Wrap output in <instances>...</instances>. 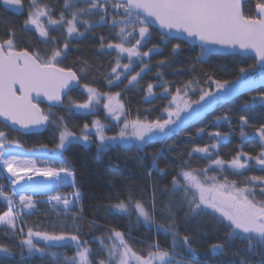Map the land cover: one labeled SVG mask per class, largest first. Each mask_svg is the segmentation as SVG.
<instances>
[{"label":"snow or ice","instance_id":"6c2138e0","mask_svg":"<svg viewBox=\"0 0 264 264\" xmlns=\"http://www.w3.org/2000/svg\"><path fill=\"white\" fill-rule=\"evenodd\" d=\"M2 2L18 14L25 8V0ZM55 11L53 5L28 0L23 28L28 31L29 26H34L39 36L44 38L43 43L51 42L52 47L43 51L31 45L21 47L23 41L17 39V29L11 26L13 22L0 20V24L7 23L6 27L0 28V124L13 131L24 132L49 125L59 129L56 148L52 155L43 158L42 167L37 166L40 157L33 158L17 152V149L23 148L20 141L10 140L9 134L0 130V165L8 174L6 179L11 188V191H5L0 186V199L7 205V211L0 214V229L4 230L5 235L11 233L14 237L19 236V255L44 257L52 247H74V255L62 256L64 264H210L209 260L198 258V247L194 246L205 223L210 221L217 230H226L223 241L209 246L212 254L217 257L214 264H222L220 258L228 255V243L233 239L245 241V249L249 254L241 257L238 264H264V175L251 176L242 186L234 180L229 181L227 176L218 179L216 175H209L210 169L223 170L225 167L242 173V170L258 165L264 171V122L256 127L250 125L247 115L239 116L241 138L248 136L245 128L251 127L252 136L257 137L261 143V149L256 155L244 152L241 148L230 160L220 158L218 146L221 141L228 139L229 134L215 131L208 134L215 143L194 146L188 153L189 158L193 153L200 154L210 161L208 166L192 168L189 160H185L163 186L153 180L152 198L147 206L143 200L131 194V189L126 198L117 196L115 202L101 205L107 208L109 214L130 217L135 213L137 224L142 222L149 229L154 227L157 232L171 235L168 248L154 241L147 246L144 254L132 248L124 231L111 225H101L95 218L88 222L87 227L104 228V234L93 236L99 242L103 257L97 256L88 241L82 239L84 225L79 221L86 219L82 215L84 193L78 184L75 166L64 156V151L77 143L94 144L97 152H106L116 146L142 149L153 141L169 138L183 125L198 119L223 99L241 91L257 90L258 85H264V0H63V9L58 17ZM65 13L71 18H67ZM42 18H46V23ZM154 22L166 30L165 36L174 39L186 36L192 38V43L198 40L200 54L195 58L197 63L205 62L213 53L232 56L252 54L255 63L249 67H240L235 81L207 76V90L200 86L198 80L193 79L175 88L173 93L168 83L163 81L162 73L158 72L157 77L162 82L146 85L145 100L150 102L155 98L156 87L162 89L161 98L170 99L160 116L154 119L141 118L139 115L128 119L120 92H102L89 84L83 85L87 93L85 102L72 99L69 93L73 88L81 86V77L72 68L61 66L70 51L71 39L85 37L94 27L109 26L115 32L118 42L105 44L101 37L100 48L115 50L117 56L115 66L103 78L109 88L119 86L121 77L127 79L126 87H135L140 83L142 73L150 70V60L145 58L150 53L160 52L159 46L155 44L147 51H141L149 42V25ZM78 24L84 31H80ZM50 27L53 30L64 29V38L50 36ZM180 49L181 44L176 43L173 53H178ZM124 59L127 63H122ZM82 63L86 69L87 63ZM165 64L166 61L161 60L158 67ZM137 66H140V71L134 72ZM192 70H195V65H192ZM256 72L260 75L259 80L253 75ZM213 86L215 91L212 90ZM190 94L198 98L193 100ZM39 97L49 102L48 112L34 102ZM65 97L70 113L85 114H95L101 98L105 99L103 108L107 117L120 122L122 127L116 134L107 135V126L95 119L91 125L83 124L79 134L71 131L64 117L52 110L64 106ZM256 105L264 108V91H258L244 107ZM216 121L232 123L227 113L217 117ZM197 134H203V129ZM214 154L215 159L212 158ZM53 157H58L59 166H48V160ZM152 164L156 171L164 173L155 155ZM35 177L46 179L36 180ZM148 177L151 179V173H148ZM21 181H24L23 185ZM65 186L71 187L73 191L62 194L60 189ZM157 191L167 197L159 205ZM35 195L47 196L44 203L65 213L76 208L77 212L71 217L72 230L40 231L28 227L25 231L18 222H22L23 216L31 214L40 203L34 199ZM158 211L164 220L162 223L157 222ZM181 212L183 217L179 216ZM41 242L43 247L40 246ZM15 255L12 248L0 244V264L15 258ZM50 255L56 257L57 253ZM232 255L237 256L238 253L233 252ZM250 256H259L260 259L253 261Z\"/></svg>","mask_w":264,"mask_h":264},{"label":"trees","instance_id":"16d2710c","mask_svg":"<svg viewBox=\"0 0 264 264\" xmlns=\"http://www.w3.org/2000/svg\"><path fill=\"white\" fill-rule=\"evenodd\" d=\"M1 1V0H0ZM40 4L53 5L56 8L55 15L58 17L59 12L63 9V0H37ZM27 3L25 0V8L21 13L12 12L6 9L0 2V20L6 22H13L12 27L17 29V39L22 40L21 47L31 45L32 48L41 51L52 47L51 42L48 44L43 43L44 38H40L34 30L30 29L25 31L23 28L24 20L27 16ZM67 18H71L68 13H65ZM96 19V17H93ZM7 26V23L0 24V28ZM77 27L80 31L84 28L78 24ZM151 36L148 38L149 42L141 49L147 51L153 45H158L160 52L151 54L146 60H150V70L142 73L140 83L135 87H126L127 79L121 77L122 82L119 86L109 88L106 80L103 78L107 75L113 66L117 53L115 50H101V37L104 38L103 42L107 44L110 41L118 42L115 38V32L110 30L109 26L94 27L89 33L85 34L83 38L71 39L69 45L70 51L67 58L62 62L61 66L72 68L80 75L79 89L72 90L69 95L76 102H85L87 93L82 90L84 84H89L97 87L102 92H120V99L123 101L127 112L128 119H134L137 115L141 118L147 117L154 119L160 116L163 107H165L170 97L161 98L162 89L156 87L154 89L156 96L151 101L145 100V89L148 83L154 85L160 84L162 81L157 77V73H162L163 81L167 82L170 86V91L175 92V88L181 87L189 80L196 79L200 82V86L207 90L209 83L207 76L214 75L215 78L220 80L235 81L239 75L240 67H249L255 63L252 57H239V56H221L210 55L203 63H197L196 57L200 54V48L196 46L187 45L186 43L168 39L161 35L158 31L149 26ZM50 36L63 39L65 36L64 29L53 30L49 28ZM134 43V40L132 41ZM176 43L181 44V49L178 53H173V46ZM165 60L166 64L163 67H158V63ZM87 68L85 69V64ZM122 63H127V60H122ZM192 65H195V70H192ZM85 69L84 71H81ZM117 71H120L119 69ZM135 71H140V66L135 67ZM134 72L132 74H134ZM214 87V86H213ZM212 87V90H213ZM258 91H264V85H258L257 90L247 92L241 91L228 100H222L218 104H214L207 112L203 113L198 119L191 120L178 129L175 133L171 134L169 138L163 140L153 141L142 149L136 147L116 146L106 152H97L94 144L84 145L77 143L72 145L69 149L64 151V156L77 170V181L81 186L84 193L83 216L86 219L79 221L84 225L81 231V237L87 240L93 252L103 257L104 253L100 251V245L93 236H101L104 234V228L91 229L87 227L88 222L95 218L101 225H111L124 231L126 238L132 248L140 254H144L147 246L154 241H159L160 245L168 248L171 242V235L163 231L157 232L153 227L149 229L142 222L137 224L136 215L133 213L130 217L119 214H109L106 207L109 202H115L116 197L119 196L124 199L129 194L144 201L147 206L152 198V182L157 181L159 185L163 186L170 179L171 175L178 171L181 164L185 160H189L192 168H205L210 163L209 160L201 157L200 154L193 153L189 158L188 153L194 146H205L215 143L210 139L209 133L219 131L221 133H228L227 140L221 141L218 146V154L224 160H230L238 150L242 148L244 152L252 155L259 153L261 143L257 138L252 136V128H245L248 136L241 138L239 116L247 115L249 117L250 125L258 127L260 123L264 122V108L259 105L252 107H244L246 102L251 101L253 96L258 94ZM192 95V94H190ZM198 97L192 95V99ZM39 106L45 111H49V107L44 104ZM59 116H63L71 131L80 133L83 124L92 123L93 120H101L106 127L107 135H114L117 129L114 124L110 123L109 119L105 117L102 108H96L95 114L85 113H70L67 109V97L64 99V106L52 109ZM225 113L229 115L232 120L231 125L226 121L217 123L216 118L222 117ZM203 129V134L198 135V131ZM0 130L7 132L10 140H19L23 145L22 149H17V152L22 153L29 157H40L37 160V165L44 164L43 158L53 154V150L58 143L57 126L49 125L44 132L39 134H20L6 128L5 125L0 124ZM95 140V137H92ZM46 146V147H42ZM155 155L158 165L164 170V173L156 171L153 168L152 158ZM216 158L215 154L212 157ZM42 161V162H41ZM48 166L56 167L58 164V157H53L48 160ZM4 168L0 165V186H3L5 191H11L7 183ZM151 173V179L148 177ZM209 175H216L218 179L227 176L229 181H236L238 185L242 186L249 177L254 175H264V171L260 170L258 165L249 167L242 170V173H237L234 170H229L225 167L223 170L217 169L215 171L209 170ZM63 192L71 193V187L61 188ZM259 196V189H257ZM38 200L46 199L47 196L40 195L36 197ZM166 195L157 191L156 199L159 205L166 199ZM7 211V205L0 200V214ZM77 212L76 208L71 209L65 213L61 209L50 210V208L41 202L31 214L24 215L22 222H18L21 227H32L34 230L40 231H71L73 220L72 215ZM183 217V212L179 213ZM157 222H164L159 211L156 216ZM181 231H184L183 224ZM224 228L219 230L210 222L205 223L204 229L199 233L195 239L194 246L198 247V258L202 261L207 259L210 264H214L217 257L214 256L210 250V245L224 240ZM130 233V235H129ZM245 241L241 239H233L228 243V255L220 258L222 264H238L241 257L249 256L245 249ZM0 244H5L12 248L16 255L15 258L9 259L4 264H64L62 256H72L75 251L73 247H52L44 257L39 255L33 257H21L19 255V236H12L11 233L4 234V230L0 229ZM44 245L41 243L40 245ZM237 252V256L232 253ZM50 253H57L56 257H52ZM253 261H258L259 256H250Z\"/></svg>","mask_w":264,"mask_h":264},{"label":"water","instance_id":"95a60500","mask_svg":"<svg viewBox=\"0 0 264 264\" xmlns=\"http://www.w3.org/2000/svg\"><path fill=\"white\" fill-rule=\"evenodd\" d=\"M0 2L2 3V5H3L6 9H8V10H10V11H12V12H15V10L11 9L9 6L4 5L3 2H2V0H1ZM149 26H150L151 28L155 29L156 31H158L161 35H163L164 37H166V38H168V39L179 40V41H182V42L186 43L187 45L196 46V47H199V48H200V46H199L200 42H199L198 40H197L195 43H192V42H191L192 38H188V37H186V36L181 37V39H174V38H172V37L165 36L164 33L166 32V30L160 28L158 22H154V23L150 24ZM211 55L232 56V55H229V54H227V53H213V54H211ZM236 56L243 57V58H245V57H252V58H253V55H252V54H249V55H236ZM78 88H79V87H77V88H73L72 90H76V89H78ZM65 98H66V97H65ZM65 98H64V99H65ZM34 102H35V103H38V104L41 103V104H44V105H46V106L49 107V102H48V101L46 100V98H44V97H39V98L35 99ZM58 107H61V106H58ZM55 108H56V107H55ZM0 120H2V118H0ZM3 125H4V124H3ZM17 127H18V126H17ZM6 128H9L11 131H13L12 128H10V127H7V126H6ZM46 128H47V126L41 127V128H39L38 130H35V131H32V132H24L23 130L14 131V132H18V133H20V134H24V135H26V134H36V135H37V134H39V133L44 132ZM35 179H36V180H41V179H46V178L35 177ZM23 184H24V181H21V185H23Z\"/></svg>","mask_w":264,"mask_h":264},{"label":"rangeland","instance_id":"374dc122","mask_svg":"<svg viewBox=\"0 0 264 264\" xmlns=\"http://www.w3.org/2000/svg\"><path fill=\"white\" fill-rule=\"evenodd\" d=\"M27 17V16H26ZM42 20H45V23H46V18H42ZM29 28L30 29H32V30H34V32L39 36V33H38V31H36L35 30V28H34V26H29ZM40 37V36H39ZM40 38H43V37H40ZM253 75L255 76V78L256 79H260V75H259V73L258 72H256V73H253ZM82 90H84L83 88H82ZM213 91H215V88L213 87ZM86 93V92H85ZM232 96H230V97H227V98H225V99H223V100H228V99H230ZM104 103H106V100L105 99H103V98H101V103L99 104V105H97V107L96 108H102V110H103V113H104V115H105V117H107V113H106V110L103 108V104ZM108 119H109V121H110V123H112V124H114V126H115V128L117 129V132L120 130V128L122 127V124L120 123V122H117V121H114V120H112L110 117H107ZM122 120L124 119V117H122L121 118ZM91 124V123H90ZM250 137H253V136H250ZM254 138H257V137H254ZM258 139V138H257ZM83 144V143H82ZM84 145H86V144H84ZM42 162V161H41ZM38 166V165H37ZM42 166H44V164H42ZM41 166V167H42ZM67 186H65V187H62V188H66ZM60 192L62 193V194H69V193H66V192H63V191H61L60 190ZM37 196H39L40 197V195H35L34 196V199H36L37 201H39L36 197ZM4 204H6V202L3 200V199H0ZM43 201V200H42ZM49 207L50 208H52V209H54L53 207H52V205H50L49 204ZM42 244H43V242H41ZM73 249H74V251H75V248L73 247Z\"/></svg>","mask_w":264,"mask_h":264}]
</instances>
